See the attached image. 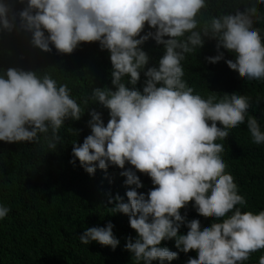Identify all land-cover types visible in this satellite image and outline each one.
<instances>
[{"label": "clouds", "instance_id": "1", "mask_svg": "<svg viewBox=\"0 0 264 264\" xmlns=\"http://www.w3.org/2000/svg\"><path fill=\"white\" fill-rule=\"evenodd\" d=\"M17 2L25 5L17 14L18 27L31 33L30 43L40 51L49 52L51 45L58 54H71L82 42H98L100 50H107L112 88H92L78 104L68 86L57 84L47 72L0 71V142L43 139L47 152L55 151L64 122L80 120L90 104H98L107 110V123L99 112H88L90 134L79 145L72 142L69 163L78 162L89 176L110 166L123 169L126 202L119 195L107 202L115 200L109 212L127 216L136 234L124 244L131 264H168L189 250L196 255L185 264H244L251 253L264 249V209L241 211L246 199L225 171L220 155L224 145L217 142L246 123L251 142L264 144V131L248 112L249 97L236 92L207 98L194 94L182 78L181 64L206 38L215 41L216 50L205 58L207 63L224 60L244 80L264 81V35L253 27L255 3L203 19L209 0ZM255 2L264 5V0ZM15 19L0 0V30L12 31ZM145 24L153 30L141 35ZM149 39L162 46L163 54L145 70L149 57L141 46ZM220 49L233 58L224 59ZM137 172L153 185L146 196L137 192L142 187ZM189 202L213 222H186L180 210ZM8 212L0 205V220ZM182 225L186 234H178ZM112 229L111 222L88 227L78 236L79 243L114 250L119 240ZM169 240L177 251L161 246ZM258 264H264V255Z\"/></svg>", "mask_w": 264, "mask_h": 264}, {"label": "trees", "instance_id": "2", "mask_svg": "<svg viewBox=\"0 0 264 264\" xmlns=\"http://www.w3.org/2000/svg\"><path fill=\"white\" fill-rule=\"evenodd\" d=\"M3 2L9 8V16L16 18L17 26L10 32L0 30V71L15 68L38 75L47 72L57 84L68 86L78 104L92 88H112L109 53L100 50L98 42H82L71 54H58L51 45L49 52H42L31 45V33L18 27L17 14L25 5L17 0ZM253 3L257 9L253 14V27L261 29L264 35V5L255 0H209L207 9L202 10L203 19L235 9L243 11ZM152 30L145 24L141 35ZM141 47L149 57L145 70L155 66L163 54L162 46L149 39ZM220 51L224 59L233 58L223 49ZM214 55L215 41L205 38L203 46L197 52L186 54L181 62L182 78L193 88L194 94L203 98L212 93L219 97L233 92L249 97L248 112L264 131V81L244 80L235 70L228 69L224 60L207 63L205 58ZM143 80L141 73L136 85L138 90ZM91 110L99 112L107 123V110L90 104L80 120L64 122L65 127L59 132L62 142L55 151L47 152L43 139L39 143L0 142V205L9 208L6 217L0 220V264H131L124 244L126 238H135L136 234L129 227L127 216L109 212L115 200L112 204L107 202L117 195L126 202L127 188L120 175L123 169L110 166L105 171L96 169L89 176L78 162L69 163L72 142L79 145L90 134L87 121ZM217 142L224 145L220 155L225 171L233 177L239 194L246 199L241 211L256 213L264 209V144L251 142L246 123L230 129L229 136ZM124 167L130 168L127 163ZM136 174L142 184L137 192L146 196L153 185L147 175ZM180 212L186 222L197 219L201 226L213 222L212 217L198 215L191 202ZM109 222L113 225V235L119 240L114 250L95 242L79 243L78 236L86 228L103 227ZM186 231L182 225L178 234H186ZM173 243L172 240L161 241V246L177 251ZM195 255V250L178 253L177 259L168 264H185L188 257ZM261 255L264 249L251 253L244 264H258Z\"/></svg>", "mask_w": 264, "mask_h": 264}]
</instances>
